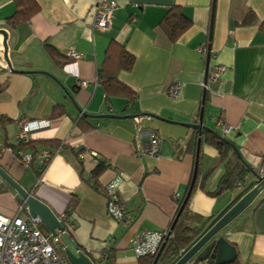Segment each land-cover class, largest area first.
I'll return each instance as SVG.
<instances>
[{"label":"crops","instance_id":"obj_1","mask_svg":"<svg viewBox=\"0 0 264 264\" xmlns=\"http://www.w3.org/2000/svg\"><path fill=\"white\" fill-rule=\"evenodd\" d=\"M98 1L36 0L38 9L27 20L7 28L14 0H0L7 46L5 58L0 35V119H7L0 122V167L58 216L76 199L68 212L74 224L71 235L85 253L98 259L109 250L113 264H139L131 250L136 236L144 229L170 231L178 201L189 189L196 149L185 147L198 133L182 123L197 122L202 108L203 125L264 174V0H116L105 30L91 27ZM171 6L180 7L191 21L175 41L160 25ZM248 14L252 19L244 22ZM111 40L135 57L131 70L118 73L137 95L131 104L123 97L107 100L97 82ZM71 50L81 57L71 58ZM216 64L225 70L205 90L201 83ZM82 79L84 86L78 84ZM175 82L181 88L171 96ZM58 105L63 112L51 116ZM29 120L49 125L32 132L29 143H19L20 124ZM225 126L231 129L225 132ZM140 127L158 135L156 155L139 154L146 142L137 137ZM43 150L52 154L45 163L36 158ZM23 153L32 159L25 162ZM199 155L201 172L210 174L204 189L190 193L189 210L216 221L243 188L209 194L225 167L216 148L203 140ZM97 159L107 167L93 184L89 178ZM117 177V194L132 219L128 226L106 209L105 185ZM253 179L250 173L251 187ZM21 204L0 177V214L13 217ZM218 235L234 245L236 264H264V191ZM200 253L187 264H215L210 258L200 260ZM104 263L103 258L98 264Z\"/></svg>","mask_w":264,"mask_h":264},{"label":"trees","instance_id":"obj_2","mask_svg":"<svg viewBox=\"0 0 264 264\" xmlns=\"http://www.w3.org/2000/svg\"><path fill=\"white\" fill-rule=\"evenodd\" d=\"M15 10L11 16L5 21L7 28H14L18 23L25 21L32 15L37 9L38 5L36 0H14ZM252 15L248 14L244 22H250ZM191 21L182 12L180 7L171 6L168 8L165 15L160 20V25L166 32L168 37L175 41L180 34L188 28ZM260 28L264 30V22L261 23ZM135 62V57L125 48L121 43L111 40L105 49L103 61L97 71V82L102 87L105 97L108 100L111 97H123L127 100L126 104H131L136 98V93L125 83L118 79V73L120 71L131 70ZM4 88V84L0 82V91ZM63 112L60 105L55 106L52 110L51 116H58ZM85 120L84 116H81L79 120ZM7 119H0V122H4ZM198 136L194 135L193 138L186 142V150H191L195 153L196 142ZM201 140L211 144L216 148L219 154V159L223 162L225 170L219 178L218 184L213 191H208L211 195H219L225 191L233 190L238 186L243 190L239 193L238 198L251 187V184H247L248 176L253 169L247 164L240 153H236L234 145L220 137L213 130H204L201 134ZM200 155L197 162V174L192 187L191 192L195 188L204 189L205 180L208 178L210 172H201L200 170ZM45 164L42 165L44 167ZM107 167L105 160L96 161V165L91 172L89 180H92L93 184L98 181L99 175ZM192 171V177H193ZM192 180V178H191ZM191 185V181L189 186ZM188 186V188H189ZM190 192V193H191ZM184 197L178 201V208L175 217L178 215L177 220L175 217L170 225V236L166 239L165 245L159 254L155 264H174L179 257L184 254L202 235L203 233L215 222L212 217L204 218L196 213H192L189 210L188 199L184 207L180 210ZM76 205V199L72 198L68 204L66 212L73 210ZM41 231L48 235V230L43 224L40 226ZM72 238V235L70 234ZM76 246H78L76 244ZM79 247V246H78ZM80 248V247H79ZM81 249V248H80ZM81 251L85 253L82 249ZM88 255L94 264H98L103 258L104 264H113V254L109 250H103L101 252V258L95 259ZM62 255L65 257L64 253ZM156 255L139 257V264H152ZM231 264H236L234 260Z\"/></svg>","mask_w":264,"mask_h":264},{"label":"built area","instance_id":"obj_3","mask_svg":"<svg viewBox=\"0 0 264 264\" xmlns=\"http://www.w3.org/2000/svg\"><path fill=\"white\" fill-rule=\"evenodd\" d=\"M94 20L91 23L92 29H107L117 8L116 0H99L94 7ZM206 52V49H202ZM214 56V54H211ZM71 58L81 57V53L75 50L69 52ZM225 67L216 64L213 71H209L204 82L201 83L203 89H207V82L216 81L224 72ZM85 79L79 80V85H86ZM181 88L179 82H175L169 89L171 96H176ZM46 120H29L20 124L18 132L19 143L30 142L31 134L35 130L47 127ZM231 128L224 127L228 132ZM137 137L146 140L145 145L139 150V154L156 155L159 151L160 139L158 135L149 128H138ZM47 150L41 151L36 158L45 163L51 157ZM95 156L96 154L93 153ZM23 160L29 162L31 154L23 153ZM82 158V155H79ZM121 178L117 177L105 185L106 209L110 217L124 226H128L132 219L126 212L123 202L117 194V187ZM21 212L26 213V206L21 204L13 217L0 214V264H69L62 255L66 248H70L76 255L81 253V249L76 246L70 237L73 228L72 217L66 211L58 216L62 224V229H56V234L45 235L41 229V221L32 218L27 213L21 216ZM170 236L169 230L144 229L135 238L131 247L132 253L136 257L156 255L163 243Z\"/></svg>","mask_w":264,"mask_h":264},{"label":"water","instance_id":"obj_4","mask_svg":"<svg viewBox=\"0 0 264 264\" xmlns=\"http://www.w3.org/2000/svg\"><path fill=\"white\" fill-rule=\"evenodd\" d=\"M0 35L2 36V45L4 47V57L6 58V31L0 29ZM102 118H135L138 115H116V114H102L99 115ZM182 125L192 128L197 131V147H196V159L194 165L193 177L191 185L183 199L180 210L184 207L190 192L192 190L196 174H197V162L198 154L201 146V134L204 130H211L207 126L203 125V108L200 110L199 118L194 123H182ZM236 153L238 150L234 147ZM253 176L254 185L245 191L244 194L220 217L218 218L204 233L203 235L184 253L174 264H187L196 254L200 260L212 259L215 264H229L233 262L236 256V250L224 236H219V232L234 220L239 214H241L257 197V195L264 191V174L256 172L254 169L251 170ZM0 177L16 191V193L23 200L26 206V213L32 218H38L44 227L51 234H56V229H62V224L58 219V215L52 211V209L42 200L32 194V191L23 188L15 179H13L4 169L0 167ZM178 215L175 217L177 220ZM165 243H163L155 256L152 264H155L159 254L161 253ZM65 258L69 264H94L92 259L81 252L75 254L70 248H66L64 252Z\"/></svg>","mask_w":264,"mask_h":264}]
</instances>
